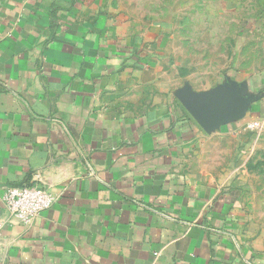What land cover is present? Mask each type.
I'll return each instance as SVG.
<instances>
[{
    "label": "crops",
    "instance_id": "0c3cea01",
    "mask_svg": "<svg viewBox=\"0 0 264 264\" xmlns=\"http://www.w3.org/2000/svg\"><path fill=\"white\" fill-rule=\"evenodd\" d=\"M125 5L0 0V220L35 176L55 199L4 227L0 264H264L239 166L264 147V39L194 84ZM218 87L244 110L205 130L180 96Z\"/></svg>",
    "mask_w": 264,
    "mask_h": 264
},
{
    "label": "rangeland",
    "instance_id": "374dc122",
    "mask_svg": "<svg viewBox=\"0 0 264 264\" xmlns=\"http://www.w3.org/2000/svg\"><path fill=\"white\" fill-rule=\"evenodd\" d=\"M124 9L162 26L170 58L194 84L227 76L248 43L250 50L263 46L264 0H126ZM241 159L246 218L264 236V147L242 151Z\"/></svg>",
    "mask_w": 264,
    "mask_h": 264
},
{
    "label": "water",
    "instance_id": "95a60500",
    "mask_svg": "<svg viewBox=\"0 0 264 264\" xmlns=\"http://www.w3.org/2000/svg\"><path fill=\"white\" fill-rule=\"evenodd\" d=\"M180 102L205 130L226 126L231 120L240 118L244 110L233 91L221 87L196 94L184 92L180 96Z\"/></svg>",
    "mask_w": 264,
    "mask_h": 264
},
{
    "label": "built area",
    "instance_id": "2783aa9c",
    "mask_svg": "<svg viewBox=\"0 0 264 264\" xmlns=\"http://www.w3.org/2000/svg\"><path fill=\"white\" fill-rule=\"evenodd\" d=\"M35 179V183L29 187L6 188L3 202L8 219L0 220V241L8 223L28 227L41 212L53 205L55 199L46 192L38 176Z\"/></svg>",
    "mask_w": 264,
    "mask_h": 264
}]
</instances>
